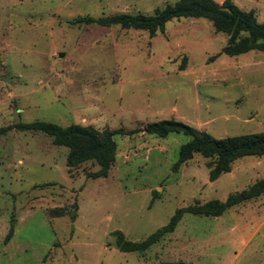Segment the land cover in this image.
<instances>
[{
	"label": "rangeland",
	"instance_id": "374dc122",
	"mask_svg": "<svg viewBox=\"0 0 264 264\" xmlns=\"http://www.w3.org/2000/svg\"><path fill=\"white\" fill-rule=\"evenodd\" d=\"M177 1L0 0V264H264V194L220 217L186 211L263 180L264 157L212 182L201 154L174 171L190 137L144 131L175 119L217 139L264 132V52L225 54L229 36L203 18L173 19L154 37L77 23ZM233 1L264 23V0ZM35 121L121 131L108 177L92 176L93 161L69 168L67 147L15 128ZM179 211L146 251L117 247L115 232L142 242Z\"/></svg>",
	"mask_w": 264,
	"mask_h": 264
},
{
	"label": "trees",
	"instance_id": "16d2710c",
	"mask_svg": "<svg viewBox=\"0 0 264 264\" xmlns=\"http://www.w3.org/2000/svg\"><path fill=\"white\" fill-rule=\"evenodd\" d=\"M179 18H203L209 20L216 31L229 36L223 52L231 57L246 54L253 50L264 52V23L257 20L254 11H244L233 0L220 4L215 0H178L154 15L116 14L101 18L82 17L77 23L98 24L101 26H121L125 29L146 30L154 37L164 32L167 23ZM23 131H40L48 134L58 146L69 149L67 166L73 168L93 161L100 169L93 173L94 178L108 177L116 161L117 144L115 135L121 131L99 132L92 126L70 125L62 127L46 121L18 124ZM150 135L166 138L172 133L184 134L191 138L180 149L179 160L174 165L177 171L183 164L201 154L209 159L210 181L232 171L233 164L248 156L264 157V132L231 136L217 139L207 132H198L194 127L175 119L150 123L144 130ZM264 194V179L249 189L232 195L226 202L210 201L204 205L187 208L194 215L220 217L229 208ZM182 211L177 212L169 224L160 228L142 242H132L121 232L117 235V247L123 252H144L157 243L161 237L175 231L182 219ZM11 227L9 237L13 235ZM160 264H194L184 261L162 262Z\"/></svg>",
	"mask_w": 264,
	"mask_h": 264
}]
</instances>
